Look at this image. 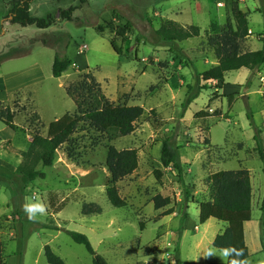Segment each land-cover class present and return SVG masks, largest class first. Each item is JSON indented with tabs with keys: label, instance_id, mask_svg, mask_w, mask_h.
<instances>
[{
	"label": "rangeland",
	"instance_id": "obj_1",
	"mask_svg": "<svg viewBox=\"0 0 264 264\" xmlns=\"http://www.w3.org/2000/svg\"><path fill=\"white\" fill-rule=\"evenodd\" d=\"M13 1L0 0V74L21 71V79L14 80L22 81L17 87L23 90L4 102L15 112L17 130H10L7 138L0 124V264H47L44 246L64 264H92L85 248L73 243L65 231L85 235L95 254L108 264L225 263L224 251L212 247L225 223L210 219L199 224L198 204L210 200V174L240 169L249 171L252 188V220L245 226L251 256L245 264H264L260 241H264L260 211L264 177L247 119L251 113L262 131L264 149V66L228 72L221 81H198L199 74L218 63L209 37L225 25L235 29L234 8L247 14L243 52L263 49L264 0H34L32 16L54 18L46 30L11 24ZM70 8L72 20H62L60 12ZM167 21L196 26L199 37L163 42L157 31ZM126 24L130 31L121 37L117 33ZM98 27L103 33L95 31ZM111 40L121 55L113 51ZM83 45L85 52L78 55ZM56 51L71 62L59 80L51 74ZM33 72L44 82L25 87L36 79ZM86 73L93 75L110 102L141 107L143 116L129 136L113 141L80 123L69 142L57 150L51 167H35L45 177L27 183L18 172L19 153L28 149L35 133L50 137L55 134L53 122L75 114L65 87ZM188 86L194 89L191 95L198 87L206 89L184 108ZM166 139L179 156L181 175L160 163ZM109 147L135 150L138 156L137 169L117 183L127 203L124 208L112 207L106 197ZM155 170L164 171L159 181ZM158 195L169 197L170 205L155 210L153 198ZM31 202L45 208L34 219L23 211ZM61 204L64 209L54 214ZM83 204H95L102 212L83 216ZM170 208L173 213L164 216ZM209 251L214 256L206 258Z\"/></svg>",
	"mask_w": 264,
	"mask_h": 264
},
{
	"label": "trees",
	"instance_id": "obj_2",
	"mask_svg": "<svg viewBox=\"0 0 264 264\" xmlns=\"http://www.w3.org/2000/svg\"><path fill=\"white\" fill-rule=\"evenodd\" d=\"M34 0H14L12 9L9 12L10 23L21 27L34 26L39 30H46L54 25V18L47 15L45 18H37L30 14V4ZM84 2V0H80ZM73 8L60 12L62 20L71 21ZM233 16L236 22L235 29L230 25L217 29L214 36L209 37L208 45L214 50L218 60L217 65L198 75L199 82L221 81L225 74L231 71H238L242 68L251 71L260 69L264 66V45L263 49L253 52H243V42L248 36L247 14L238 8L233 9ZM97 33H103V28L98 27ZM130 31V26L126 24L118 31V35L123 37ZM157 34L163 42L174 43L182 42L188 39L199 37L200 30L196 26L181 27L176 23L167 21L161 25ZM68 44V42H67ZM111 48L117 55L122 51L117 47L114 40L110 41ZM71 62L62 57L56 51L51 74L53 78H60L68 71ZM188 93L183 107H188L205 87H198L192 95L193 87L188 86ZM66 95L74 103L76 112L73 115L66 114L59 120L51 124L54 135L43 137L35 133L29 143L26 151L19 153L22 163L18 172L27 183L36 179H43L45 174L35 170L37 165L51 167L55 160V154L62 145L69 142L70 137L76 132L80 123L86 122L90 127L103 133L110 141L129 136L135 128V123L143 116L144 111L138 106L115 105L110 102L103 94L100 85L92 74H80L74 81L65 87ZM233 95L228 96L229 102ZM264 105V95L262 97ZM15 112L11 108L0 103V124L6 128L16 131L17 126L14 123ZM39 121V117L34 114ZM247 119L251 128L254 130L255 151L262 162V173L264 177V149L262 146V131L253 123L251 113L247 114ZM68 156H71L68 152ZM160 163L163 168H170L176 171L178 175L182 174V166L176 150L171 146L169 140H164L160 152ZM106 168L110 174V181L106 189V197L110 205L114 208H124L126 201L120 196L117 183L130 176L138 167V156L135 150L118 151L114 147H109L105 161ZM155 179L159 181L164 176V171L155 170L153 173ZM207 183L210 189V200L200 202L199 224H204L213 219L225 223V231L217 235L212 247L218 250L235 249L242 250L243 256H228L225 263H214L207 261L205 264H232L235 260L238 264H245L249 259V249L245 242L244 225L252 220V188L249 171L240 169L236 171H218L207 177ZM170 198H163L160 195L153 198L155 210L169 206ZM65 207L61 204L55 209L54 214L60 213ZM260 211L264 214V194L261 201ZM101 208L95 204H83L81 215L91 216L100 215ZM173 213L170 208L163 213L168 216ZM48 228V227H45ZM60 231L58 228H53ZM73 243L81 245L92 257V264H108L107 261L95 254L88 238L80 233L65 231ZM261 246L264 250V241L261 238ZM43 255L47 264H64L56 256L49 246H44ZM2 260V249L0 243V261ZM142 264V263H137Z\"/></svg>",
	"mask_w": 264,
	"mask_h": 264
},
{
	"label": "crops",
	"instance_id": "obj_3",
	"mask_svg": "<svg viewBox=\"0 0 264 264\" xmlns=\"http://www.w3.org/2000/svg\"><path fill=\"white\" fill-rule=\"evenodd\" d=\"M54 60V59H53ZM12 61V60H9ZM3 63V62H2ZM7 62H4L3 64H5ZM38 68V67H37ZM7 69V68H6ZM5 69V70H6ZM21 73V71H17L14 74L10 73V72H4L3 75L0 74V102H9L13 99V97L15 96L16 93L21 92L23 89L20 87H17V84H21L22 81H19L18 83L14 80L16 78L21 79V75H19ZM31 77H35L36 79H34V81L31 84L26 85L27 86H35L37 83H41V81L44 82V78L41 77V75H38V72H33L31 73ZM66 74V72L64 73ZM63 74V75H64ZM15 75L14 77L10 78L11 76ZM38 75V76H37ZM37 76V77H36ZM62 76L60 78H55L57 80L61 79ZM64 84H62L61 82H58L57 86L58 87H63ZM67 96V95H66ZM68 97V96H67ZM2 134H4V136H6L7 138H9L12 133L10 131V129L8 128H3L1 130ZM247 225V223L244 225V234H245V226ZM227 228V225L225 224L223 229L221 230V234L225 231V229ZM220 235V234H219ZM250 255V252H249ZM251 256V255H250ZM228 256L224 255V258L227 260ZM250 258V257H249ZM226 262V261H225ZM246 263V262H245Z\"/></svg>",
	"mask_w": 264,
	"mask_h": 264
},
{
	"label": "clouds",
	"instance_id": "obj_4",
	"mask_svg": "<svg viewBox=\"0 0 264 264\" xmlns=\"http://www.w3.org/2000/svg\"><path fill=\"white\" fill-rule=\"evenodd\" d=\"M23 211L25 212V214L28 216L29 219H34L37 216V214H43L45 212V208L40 203L31 202V203H26L23 206ZM224 255L225 256H243L244 253L242 250L237 251L235 249H225ZM210 256H214V253L212 251L207 252L206 258ZM232 264H238V262L233 260Z\"/></svg>",
	"mask_w": 264,
	"mask_h": 264
},
{
	"label": "built area",
	"instance_id": "obj_5",
	"mask_svg": "<svg viewBox=\"0 0 264 264\" xmlns=\"http://www.w3.org/2000/svg\"><path fill=\"white\" fill-rule=\"evenodd\" d=\"M218 5H219V4H218ZM85 49H86V46H85V45L80 46V47L78 48L77 54H78V55L83 54V53L85 52Z\"/></svg>",
	"mask_w": 264,
	"mask_h": 264
}]
</instances>
